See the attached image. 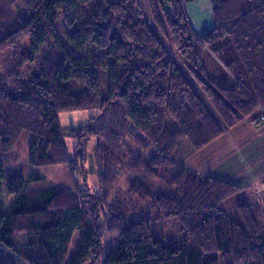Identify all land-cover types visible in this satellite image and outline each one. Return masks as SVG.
I'll return each mask as SVG.
<instances>
[{"label": "trees", "instance_id": "obj_1", "mask_svg": "<svg viewBox=\"0 0 264 264\" xmlns=\"http://www.w3.org/2000/svg\"><path fill=\"white\" fill-rule=\"evenodd\" d=\"M23 1L28 17L0 40V50L13 48L17 55L16 71L0 76V192L5 184L15 197L8 213L0 214V264H264L260 201L235 204L234 218L223 204L243 188L175 159L183 142L198 151L264 109V0H214L215 26L203 34L191 24L183 0ZM61 12L64 34L57 28ZM158 31L169 37L184 69ZM27 39L26 56L21 50ZM87 45L103 54H79ZM25 64L35 65V73L27 77ZM101 72L107 74L105 88ZM230 79L234 84L226 86ZM86 108L104 114L120 109L140 143L156 150L132 167L136 179L166 184L149 191L156 218L130 219L118 206L109 207L107 216L99 208L107 197L85 207L77 194L49 186L44 166H68L72 179L86 173L87 144L102 139L97 116L68 131L59 120L63 111ZM25 133L35 136L30 170L9 175L7 158ZM99 152L107 172L101 184L109 188L122 155ZM162 219L180 224L181 244L168 246L157 237ZM80 230L81 248L69 258ZM113 230L121 231V243L107 254L103 238Z\"/></svg>", "mask_w": 264, "mask_h": 264}, {"label": "rangeland", "instance_id": "obj_2", "mask_svg": "<svg viewBox=\"0 0 264 264\" xmlns=\"http://www.w3.org/2000/svg\"><path fill=\"white\" fill-rule=\"evenodd\" d=\"M146 3H148L146 1ZM191 6L188 5L187 14L189 15V19L191 24L198 27H202L199 22H197L193 17L191 12ZM203 13V24L204 26L210 24L208 30H211L214 24V13L211 11V15L209 13ZM29 12L24 6L23 0H0V40L4 38V36L15 29V27L19 26L22 20H26ZM58 31L61 34H64L68 31L67 26L63 19V13L59 14V22L57 24ZM196 28V26H195ZM199 33V31H197ZM159 37L164 42L165 46L169 48L171 55L174 59L181 65L182 69L183 64L181 59H179L176 54L175 48H172L169 37L165 36L163 32L158 31ZM23 47L21 50L22 55L28 54L30 50V39H27L23 42ZM52 45L45 49L42 53L45 58L48 55V51ZM69 49L73 50L70 45H68ZM77 52V51H76ZM79 54H85L90 57H99L103 54L99 48L95 45H87L80 51ZM211 58H207L208 67L213 69L215 64L210 60ZM17 64V55L13 48H6L5 50H0V76L6 77L8 74L16 71ZM37 67L35 65H24L23 72L28 77L31 74L35 73ZM213 71V70H212ZM214 72H216L214 70ZM102 76V85L103 87H107V74L101 72ZM190 81L193 83V79L190 78ZM229 81L225 83L226 86H230ZM195 84V83H194ZM196 90L200 92V94L204 97V93L201 89L196 86ZM81 89V86L80 88ZM205 98V97H204ZM207 104L208 101H206ZM261 110V114H259L262 121H264L262 117V112L264 109L262 107H258L254 112L260 113L258 111ZM96 115L97 118L94 121V124L99 127L102 133V139H98L93 137L89 140L87 144L85 153H86V162L84 171L79 172L72 179L68 172V166L62 164H56L55 166H44L41 168V171L45 173L50 179L49 186L50 187H61L64 189H68L70 192L77 194L79 201L85 206L89 207L91 204H97V200H100L103 197H107L108 202L104 200L101 202L99 208L100 210L106 214L107 216L110 214V208L112 206H118L122 209L123 212L126 213L127 218L135 219V218H146L152 217L156 218L158 210H156L152 206L151 193L157 192V188L166 187V184L161 180H150L147 177H141L140 180L136 179L134 173H132V167L136 164L138 160H149L151 157L155 156L156 150H153L151 147H146L144 144L140 143V139L135 133L134 128H132L125 117H123L120 109L108 110L107 113L104 114V111L100 109L94 108H86L82 110L75 111H63L59 115V120H61V126L63 130L75 128L76 126L86 125L89 123L90 117ZM113 132V133H112ZM34 134L25 133L17 147L13 150V152L7 158V171L9 175L13 174H27L30 170L29 166V149L31 143L34 141ZM100 140V141H99ZM67 142L70 146L76 144L75 140L72 138H67ZM100 143V148H99ZM185 144V143H183ZM105 148L107 152H111L112 154H120L122 155L120 161L122 162L119 167H114L116 176L114 180H112V176L109 178V183L111 186L109 188H104L102 183V178L105 180V174L107 173L105 167L101 165L99 158L102 150ZM183 150L177 152L175 159L178 161L179 157L182 155H187L183 153ZM116 156V155H115ZM104 171L103 177L101 172ZM114 175V173H113ZM109 186V185H108ZM2 189L6 191V185L3 184ZM149 191L151 192L149 194ZM14 198V196H10L8 193L0 192V214L8 213L11 202L8 198ZM239 195L228 199L224 202L223 208L226 209L234 218L238 217V213H236V205L239 203ZM237 200V201H236ZM102 213V214H103ZM104 217L102 215L101 222H104ZM157 237L163 238L168 246H175L181 244L183 240L182 227L180 224L173 219H162L155 226ZM84 231H78L74 239L72 241V246L69 251V258H74L78 254L79 249L81 248V238L83 236ZM120 230L107 231L103 241H104V249L107 254L113 252L117 247H119L120 241ZM104 258V257H103Z\"/></svg>", "mask_w": 264, "mask_h": 264}, {"label": "crops", "instance_id": "obj_3", "mask_svg": "<svg viewBox=\"0 0 264 264\" xmlns=\"http://www.w3.org/2000/svg\"><path fill=\"white\" fill-rule=\"evenodd\" d=\"M213 1L190 0L187 4V10L188 5L191 6L192 17L202 25L198 27L195 24L198 34L206 33L210 27V24L204 26L202 23V12L211 15ZM230 82L234 84L233 79ZM259 114L254 112L243 117L234 126L226 128L219 138L198 151H192L188 143L183 142L185 144H180L177 152H188L179 157L177 164L206 176L238 184L243 188L239 193V203L257 199L264 209V121ZM2 192L7 193V190L2 189ZM8 199L12 201V207L15 197Z\"/></svg>", "mask_w": 264, "mask_h": 264}, {"label": "built area", "instance_id": "obj_4", "mask_svg": "<svg viewBox=\"0 0 264 264\" xmlns=\"http://www.w3.org/2000/svg\"><path fill=\"white\" fill-rule=\"evenodd\" d=\"M190 0H183V2L184 3H186V5L188 4V2H189ZM261 111V110H260ZM263 114H262V117H263V119H264V111L262 112ZM260 114H261V112H260Z\"/></svg>", "mask_w": 264, "mask_h": 264}]
</instances>
